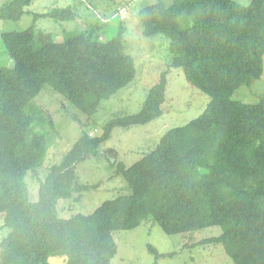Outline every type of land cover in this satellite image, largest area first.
<instances>
[{
	"label": "trees",
	"instance_id": "trees-1",
	"mask_svg": "<svg viewBox=\"0 0 264 264\" xmlns=\"http://www.w3.org/2000/svg\"><path fill=\"white\" fill-rule=\"evenodd\" d=\"M32 0L0 7V21H17ZM139 11L146 37L169 40L172 67L210 98L201 115L166 131L156 148L129 167L116 166L129 194L102 202L92 213L58 214L59 201L96 185L77 181L79 163L99 158L114 128L145 125L162 115L165 74L139 112L113 119L99 136L82 133L59 164L50 167L30 199L27 175L43 166L48 143L35 133L45 121L34 99L45 85L88 116L136 75L119 28L107 42L85 32L36 38L32 27L1 34L14 67L0 66V264H110L115 231L152 219L169 236L218 227L206 240L220 244L233 264H264V94L256 104L234 100L264 71V0H172ZM70 8L44 16L71 18ZM69 17V18H68ZM110 160L111 158L108 157ZM154 256L159 255L151 249ZM164 256V255H163Z\"/></svg>",
	"mask_w": 264,
	"mask_h": 264
},
{
	"label": "rangeland",
	"instance_id": "rangeland-1",
	"mask_svg": "<svg viewBox=\"0 0 264 264\" xmlns=\"http://www.w3.org/2000/svg\"><path fill=\"white\" fill-rule=\"evenodd\" d=\"M8 1L11 0H0V7ZM232 1L247 6L252 0ZM158 2L168 6L173 4L172 0H32L19 20L0 21V37L4 32L32 27L36 38L40 33H45L55 42L63 40L64 32L82 31L101 42H107L116 36L119 28H123L125 53L133 59L136 71L135 79L110 99L102 101L92 116L73 107L49 85L41 90L34 104L43 112L45 121L35 123L34 129L35 133L45 137L48 148L43 166L25 178L32 201H37L38 187L49 168L61 162L82 133L99 136L104 126L113 119L139 112L151 87L165 74L162 115L145 125L114 128L109 140L101 146H104L102 155L79 163L77 181L83 185H96L97 188L75 193L67 201H59L57 209L61 218H69L77 213L90 214L102 202L129 194L126 182L115 174L116 166L123 163L129 167L149 154L166 131L197 118L210 101L207 95L186 80L182 69L172 67L169 40L161 35L146 37L143 34L139 11ZM68 7L71 18L67 21L44 16L53 10ZM0 66L14 67V61L1 38ZM263 94L264 71L261 79L254 81L250 87H240L232 98L256 104ZM7 233L0 220V242ZM220 234V228L212 227L169 236L152 219H147L133 230L115 231L112 234L117 251L110 264H233L220 244L206 241ZM151 249L159 257L154 256ZM49 262L65 264L64 258L59 257H52Z\"/></svg>",
	"mask_w": 264,
	"mask_h": 264
}]
</instances>
